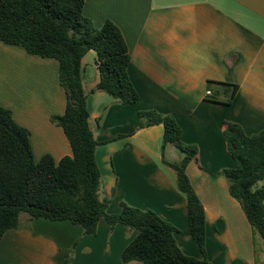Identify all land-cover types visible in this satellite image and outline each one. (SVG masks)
<instances>
[{
    "label": "crops",
    "instance_id": "crops-1",
    "mask_svg": "<svg viewBox=\"0 0 264 264\" xmlns=\"http://www.w3.org/2000/svg\"><path fill=\"white\" fill-rule=\"evenodd\" d=\"M83 15L95 28L110 21L119 29L138 94L135 104H120L94 91L97 56L90 50L82 57L97 141L98 195L107 201L106 212L117 214L122 204L154 212L175 229L179 250L195 259L264 264V241L252 232L221 175L234 167L224 123L237 124L247 135L264 131V0H84ZM0 106L29 132L36 162L44 155L55 163L72 155L63 130L51 122L65 109L56 61L0 42ZM144 110L172 116L181 141L197 148L185 172L204 210V253L190 235L186 197L170 167L183 153L173 144L162 148V124L138 127L137 112ZM21 225L0 240V264H62L69 249L71 264H122L123 249L137 235L103 218L93 235L68 221L25 217Z\"/></svg>",
    "mask_w": 264,
    "mask_h": 264
},
{
    "label": "trees",
    "instance_id": "trees-1",
    "mask_svg": "<svg viewBox=\"0 0 264 264\" xmlns=\"http://www.w3.org/2000/svg\"><path fill=\"white\" fill-rule=\"evenodd\" d=\"M84 0H0V42L19 46L31 55L57 63V80L65 95L62 115L52 117L66 136L71 156L55 163L50 155L35 161L29 132L0 106V240L28 221H68L93 235L100 219L137 231L121 253V262L142 264H211L184 255L174 240V228L150 210L126 204L117 214L106 212L100 200V172L95 159L97 141L89 124L87 93L83 87L81 59L90 50L97 56L101 91L120 104H135L138 94L127 73L129 56L119 29L110 21L95 28L83 15ZM138 127L162 124V148L173 144L183 153L170 164L176 185L186 197L190 235L204 253L205 215L185 169L197 157V148L181 141V129L170 115L154 110L137 112ZM234 167L223 169L228 192L240 205L252 232L264 241V131L247 135L237 124L225 122L222 131ZM27 227V226H26ZM72 250L62 264H71Z\"/></svg>",
    "mask_w": 264,
    "mask_h": 264
},
{
    "label": "rangeland",
    "instance_id": "rangeland-1",
    "mask_svg": "<svg viewBox=\"0 0 264 264\" xmlns=\"http://www.w3.org/2000/svg\"><path fill=\"white\" fill-rule=\"evenodd\" d=\"M25 217H26L25 215H22V216H21V219H24Z\"/></svg>",
    "mask_w": 264,
    "mask_h": 264
},
{
    "label": "built area",
    "instance_id": "built-area-1",
    "mask_svg": "<svg viewBox=\"0 0 264 264\" xmlns=\"http://www.w3.org/2000/svg\"><path fill=\"white\" fill-rule=\"evenodd\" d=\"M209 94H210L209 92L206 93L207 96H209Z\"/></svg>",
    "mask_w": 264,
    "mask_h": 264
}]
</instances>
